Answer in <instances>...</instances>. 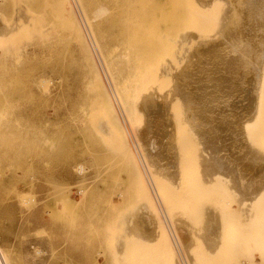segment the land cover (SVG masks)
<instances>
[{"label": "rangeland", "instance_id": "rangeland-1", "mask_svg": "<svg viewBox=\"0 0 264 264\" xmlns=\"http://www.w3.org/2000/svg\"><path fill=\"white\" fill-rule=\"evenodd\" d=\"M64 1L0 0L7 263L169 264L170 249L177 264H264V1ZM239 44L259 49L244 57ZM204 81L218 84L213 98L205 93L218 113L209 125L199 112ZM108 90L122 97H113L116 121L105 111Z\"/></svg>", "mask_w": 264, "mask_h": 264}, {"label": "bare ground", "instance_id": "bare-ground-1", "mask_svg": "<svg viewBox=\"0 0 264 264\" xmlns=\"http://www.w3.org/2000/svg\"><path fill=\"white\" fill-rule=\"evenodd\" d=\"M263 1H264V0H263ZM263 1H262V2H263ZM260 3H261V2H260ZM60 4H61V2H60ZM74 4H75V3H74ZM251 4H252V3H251ZM254 4H255V3H254ZM254 4H252V5H254ZM64 6H65L66 8L69 6V3H68L67 0L64 1ZM104 8H105V7H104ZM104 8L102 9V7H100L99 10H98V8H97V15H98L99 17L102 16V15H105V14H106V13H105L106 10H105ZM73 11H74V10H73ZM74 12H75V11H74ZM95 12H96V11H95ZM253 13H254V14H255V13L257 14L258 12L255 11V12H253ZM78 14H79V13H78ZM95 14H96V13H95ZM94 16H95V15H94ZM98 16H97V18H99ZM257 16H258V14H257ZM79 17H80V16H79ZM102 17H103V16H102ZM249 17H250L251 19H253L254 17L256 18V16H254V15H253V17H252V15L249 16ZM249 17H248V18H249ZM64 18H65V17H64ZM97 18H96V19H97ZM248 18L246 19L247 21H249ZM250 18H249V19H250ZM255 18H254V19H255ZM260 18H261V16H260ZM76 19H78V18H76ZM80 19H81V18H80ZM251 19H250L249 22L252 21ZM254 19H253V20H254ZM256 19H257V18H256ZM258 19H259V18H258ZM263 19H264V17H263ZM254 21H255V20H254ZM258 21H259V20H258ZM81 22H82V21H81ZM249 22H248V23H249ZM87 23H88V22H87ZM87 23H86V24H87ZM78 24H79V22H78ZM88 24H89V23H88ZM79 25H80V24H79ZM84 26H85V25H84ZM250 26H251V25H250ZM255 26H256V25H255ZM89 27H90V24H89ZM80 28H81V27H80ZM226 29L228 30V29H230V28H226ZM80 30H81V29H80ZM228 31H229V32H228V35H230V33L233 32L232 30H231V31L228 30ZM81 32H82V31H81ZM226 32H227V31H226ZM232 34H233V33H232ZM256 35H257V34H256ZM234 36H236V35L234 34ZM92 40H93V39H92ZM213 43H215V42H213ZM91 44H92V43H91ZM211 44H212V43H211ZM258 44H259V43H258ZM260 45H261V46H260V48H261V47H262V43H261ZM263 46H264V44H263ZM258 49H259V48H258V47L256 48V46H255V47H252V45H249V47H244V48H243V47L240 48V44L237 46V52H238V55H240V56H244V57H245L246 55H247V57H248V55H251L252 53H256V52L258 51ZM263 49H264V47H263ZM261 50H262V48H261ZM234 53H235V51H234ZM258 54H259V52H258ZM236 56H237V55H236ZM235 58H236V57H235ZM239 58H241V57H239ZM249 59L251 60V58H249ZM211 60H212V59H211ZM233 60H234V58H233ZM242 60H244V58H242ZM250 60H249V61H250ZM255 60H256V59H255ZM236 61H237V58H236ZM261 61H262V60H261ZM98 62H99V61H98ZM237 62H238V61H237ZM242 62H243V61H242ZM242 62H238V63H241V64H242ZM99 63H100V62H99ZM217 63H218V62H217ZM234 63H235V62H234ZM204 64H205V63H204ZM215 64H216V63H215ZM229 64H230V63H229ZM235 64H236V63H235ZM250 64H251V63H250ZM95 65H96V64H95ZM208 65H209V64H208ZM237 65H238V64H237ZM239 65H240V64H239ZM239 65H238V66H239ZM243 65H244V64H243ZM248 65H249V64H248ZM217 66H218L217 68L219 69V68H220V67H219L220 65H217ZM225 66H226V64H225ZM232 66H233V65H232ZM238 66H236V69H239L242 65H240V67L237 68ZM206 67H207V66H206ZM212 67H213V65H212ZM215 67H216V66L214 65V68H215ZM233 67H234V66H233ZM248 67L250 68V66H248ZM253 67H254V65L252 66V68H253ZM217 68H216V69H217ZM234 68H235V67H234ZM218 69H217V70H218ZM224 69H225V67H223V70H224ZM226 69H227V68H226ZM231 69H232V68L229 67V70H231ZM242 69H243V68L241 67V70H242ZM250 69H251V68H250ZM256 69H257V67H256ZM256 69H255V70H256ZM98 70H99V69H98ZM227 70H228V69H227ZM229 70H228V72H230ZM102 71H103V70H102ZM214 71H215V69H214ZM231 71H232V70H231ZM242 71H243V70H242ZM218 72H219V71H218ZM223 72H224V71H222V73H223ZM232 72H233V71H232ZM234 72H236V71L234 70ZM238 72H241V71H238ZM252 72H254V71H252ZM252 72H250V73H252ZM100 73H101V72L99 71V73L97 72V74H96V80H97L98 82H102V80H101L102 77L100 78V75H101ZM213 73H214V72H213ZM215 73L217 74V72H215ZM236 73H237V72H236ZM250 73H249V75H250ZM204 74L206 75V76H205V78H206L207 76H209V75H207V74H212V73L207 72V74H206V73H204ZM216 74H214V75H216ZM218 74H219V73H218ZM223 74L225 75V73H223ZM237 74H239V73H237ZM242 74H244V73L241 72V74H239L238 77H239L240 75H242ZM219 75H220V74H219ZM227 75H228V74H227ZM234 75L236 76V74H234ZM234 75H233V76H234ZM249 75H248V76H249ZM103 76H104V75H103ZM149 76H150V75H149ZM195 76H196V75H195ZM221 76H222V75H221ZM257 76H258V75H257ZM257 76H256V77H257ZM190 77H191V76H190ZM210 77H211V76H210ZM212 77H213V74H212ZM214 77H215V76H214ZM223 77H224V76H223ZM223 77H221V79H223ZM225 77H228V76H225ZM225 77H224V78H225ZM229 77H230V76H229ZM229 77H228L227 79H230V80H229V81L227 80V83H224V84H226V88H230L231 86H232V88H236L237 86H235L236 84H235L234 77H233V78H232V77L229 78ZM254 77H255V76H253V78H254ZM149 78H150V77H149ZM196 78H198V77H196ZM205 78H204V79H205ZM208 78H209V77H208ZM208 78H206V80H208ZM231 78H232V79H231ZM147 79H148V78H147ZM152 79H155V78H152ZM194 79H195V78H194ZM211 79H212V78H211ZM217 79H218V78H217ZM235 79H238V78L235 77ZM256 79H257V78H256ZM215 80H216V79H215ZM219 80H220V78H219ZM224 80H225V79H224ZM241 80H242V79H241ZM145 81H146V80H145ZM208 81H211V80H208ZM212 81H213V80H212ZM222 81H223V80H222ZM222 81L220 80V81L218 82V84L221 82V83L219 84V85H221V84H222ZM225 81H226V80H225ZM238 81L240 82V79L237 80V82H238ZM242 81H243V80H242ZM150 82H151V80H150ZM153 82H154V84L156 85V83H155V82H156V79L153 80ZM153 82H152V83H153ZM213 82L215 83V81H213ZM102 83H103V82H102ZM194 83H196V82L194 81ZM199 83H201V82H199ZM199 83H198V84H199ZM208 83L210 84V83H212V82L204 81V85L202 84L203 87H200V88H202V89H206V92H205V91H204V92L201 91V100H202L201 102H202V105L199 107V109H200L199 112H200V113L203 112V111H201V109H204V111H205V114H204V118H205V120H206V118H207L208 116H209V118L212 117L211 115L213 114V113H211V115L209 114V113H210V112H209L210 109H212V108H210V106L212 107V106H213V105H212L213 103L211 102V105L208 106V105H209V102H210L211 99H208V98H207L208 96H207L206 94H207L208 91L210 90L209 92H210V94H211V93L213 94V95L211 94V96H212V98H213V96H214V92L218 91V89L216 90V88L214 87L215 85H216V87L218 86L217 83H216L215 85H213V86L209 85ZM240 83H241V82H240ZM149 84H150V83H149ZM189 84H190V83H189ZM145 85H146V84H145ZM195 85H196V84H195ZM195 85H194V86H195ZM208 85H209L210 88L208 87ZM261 85H262V84H261ZM148 86H149V85H148ZM153 86H154V85H153ZM221 86H222V85H221ZM145 87H146V86H144V88H145ZM150 87L152 88V85H151ZM207 87H208V88H207ZM213 87L215 88L214 90H216V91H214V92L212 91V90H213V89H212ZM109 88H110V87H109ZM144 88H143V89H144ZM148 88H149V87H148ZM196 88H197V87H196ZM218 88H220V86H219ZM221 88H223V86H222ZM104 89H105V88H104ZM106 89H107V88H106ZM152 89H153V88H152ZM179 89L182 91V92H181V94H182V93H183V89L178 88V90H179ZM207 89H208V90H207ZM211 89H212V90H211ZM149 90H150V91H148V92H151V91H152L151 89H149ZM180 90H179L178 92H180ZM146 91H147V90H146ZM211 91H212V92H211ZM107 92H108V94H107L106 101H105V104H106V110H105V111H106L107 117H108L109 119H111V120H115V121H116V120H118V117H117V115H116V109H115V107L112 105V101H113V97H114V96L117 97V100L114 98L116 101H118V99L121 100L122 97H121V94L119 93L118 90H117V92L114 90V94H113L110 90H108ZM148 92H147V93H148ZM205 93H206V94H205ZM217 93H219V92H217ZM217 93H216V94H217ZM112 94H113V96H112ZM148 94H149V93H148ZM210 94H209V95H210ZM145 95L147 96L146 92H145ZM145 95H144V96H145ZM153 95H154V94H153ZM184 95H185V94H184ZM204 96H206V99H205V100H203V99H204V98H203ZM217 96H218V95H217ZM184 97H185V96H184ZM209 97H210V96H209ZM138 98H139V97H138ZM143 98H144V97H143ZM148 98H149V97H147V99H144L143 103H145L144 105H146L145 108H149L148 110H150L151 108H153V106H152V105H153V104H152V103H153V100H152L151 98H149V99H148ZM215 98H216V97H214V99H215ZM139 99H140V98H139ZM186 99H187V98H186ZM190 99L194 101V99H193L191 96H190ZM214 99H213V101H215ZM216 99H219V98H216ZM115 100H114V101H115ZM141 101H142V99H141ZM141 101H139V102H141ZM216 102H217V100H216ZM216 102H214V103L216 104ZM121 103H122V102H121ZM135 104H136V103H135ZM215 104H214V106H215ZM117 105H118V104H117ZM117 105H116V106H117ZM120 105H121V104H120ZM191 105H192V104H191ZM194 105L196 106V104H194ZM136 106H137V105H136ZM159 106H160V105H159ZM197 106H198V104H197ZM140 107H141V106H140ZM156 107H157V106H156ZM156 107H155V108H156ZM202 107H203V108H202ZM208 107H209V110H208ZM116 108H117V107H116ZM191 108H192V106H191ZM135 110H136V109H135ZM213 110H214V109H213ZM119 111H120V109H119ZM215 111H216V110H215ZM138 112H139V110H138ZM147 112H148V111H147ZM147 112H146V113H147ZM151 112H152V111H151ZM151 112H150V113H151ZM211 112H212V111H211ZM97 113H98V112H97ZM200 113H199V114H200ZM142 114H143V113H142ZM194 114H195V113H194ZM194 114H193V115H194ZM199 114H198V115H199ZM202 114H203V113H202ZM217 114H218V113H216V115H215V113H214L213 116H215V117H212V118H216V116H218ZM138 115H139V113H138ZM196 115H197V114H196ZM196 115H195V116H196ZM104 116H105V115H104ZM140 117H141V116H140ZM100 118H101V117H100ZM209 118H208V119H209ZM212 118H211V119H212ZM138 119H139V118H138ZM142 119H143V117H142ZM208 119L206 120V121H207V124H208ZM211 119H210V120H211ZM216 119H217V118H216ZM107 120H108V119H107ZM103 121H104V120H103ZM152 121H153V120H152ZM152 121H151V122H152ZM111 122H112V121H111ZM148 122H149V121H148ZM113 124H114V123H113ZM115 124H116V123H115ZM115 124H114V125H115ZM150 124H151V126H152V123H150ZM150 124H149V125H150ZM205 124H206V123H205ZM207 124H206V125H207ZM114 125H113V126H114ZM140 125H141V123H140ZM208 125H209V124H208ZM208 125H207V127L209 128ZM210 126H211V124H210ZM158 127H159V126H158ZM158 127H155L154 130L156 131V129H157ZM113 128H117V126H115V127H113ZM126 128H127V127H126ZM151 128H152V127H150V129H151ZM161 128H162V127H161ZM212 128H213V127H212ZM144 129H145V127H144ZM146 129H147V128H146ZM163 129H164V128H163ZM163 129H161V130H163ZM213 129H214V128H213ZM215 129H217V128H215ZM97 130H98V129H97ZM159 130H160V129H157V131H159ZM161 130H160L159 132H161ZM208 130H211V129H208ZM113 131H114V130H113ZM127 131H129V130L127 129ZM212 131H214V130H212ZM135 132H136V131H135ZM142 132H143V131H142ZM148 132H149V131H148ZM150 132H151V131H150ZM209 132H211V131H209ZM214 132H217V131H214ZM119 133H120V131H119ZM136 133H137V132H136ZM138 133H139V132H138ZM145 133H146V132H145ZM155 133H156V132H155ZM125 134H126V133H125ZM149 134H151V133H149ZM207 134H208V133H207ZM211 134H213V133H211ZM120 135H121V134H120ZM136 135H137V134H136ZM136 135H135V136H136ZM140 135H141V134H140ZM154 135H155V134H154ZM159 135H160V134H159ZM209 135H210V134H209ZM147 136L149 137V135H147ZM151 136H152V135H151ZM156 136H157V135H155V137H156ZM126 137H127V136H126ZM148 137H147V138H148ZM155 137H154V138H155ZM158 137H159V136H158ZM120 138H123V139H121V140H122V142H124V137H123V135H121ZM138 138H139V136L137 137V140H140V139H142V136H141L140 139H138ZM118 140H119V139H118ZM142 141H143V140H142ZM144 141H145V140H144ZM144 141H143V142H144ZM147 141H148V146H149V144H151V143H149V140H147ZM140 142H141V141H140ZM143 142H142V144H144ZM154 142H155V141H154ZM154 142L151 144V146L154 144ZM215 142H216V141H215ZM124 143H125V142H124ZM129 143H130V142H129ZM145 143H146V142H145ZM136 144H137V143H136ZM142 144H141V145H142ZM144 145H145V144H144ZM130 146H131V145H130ZM145 146H146V145H145ZM145 146H142V147H144L143 149H145ZM148 146H146V147H148ZM127 148L129 149V147H127ZM127 148H126V149H127ZM149 148H150V146H149ZM153 148H154V147L152 146V151H153ZM134 149H135V148H134ZM147 149H148V148H146V150H147ZM132 150H133V149H132ZM146 150H143V151H146ZM129 151H130V150H128V152H129ZM136 151H137V149H136ZM129 153H130V152H129ZM136 153H137V152H136ZM144 153H145V152H144ZM146 153L148 154L147 151H146ZM149 153H150V152H149ZM133 154H134V153H133ZM137 154H138V153H137ZM134 155H136V154H134ZM148 156H149V154H148ZM134 157H135V156H134ZM148 158H149V157H148ZM151 158H153V157H151ZM134 159H136V158H134ZM138 159H139V158H137L136 160H138ZM132 160H133V159H132ZM140 160H141V159H140ZM140 160H139V161H140ZM133 161H134V160H133ZM152 161H153V160H152ZM155 161H156V160H155ZM134 162H135V161H134ZM140 162H141V161H140ZM153 162H154V161H153ZM137 163H139V162H137ZM151 163H152V162H151ZM140 164H142V163H140ZM152 165H154V164H152ZM140 166H142V165H140ZM207 166H208V165H207ZM209 168H210V169H211V168H214V166L212 165V163H211V165H210ZM141 169H143V168L141 167L140 170H141ZM154 169H155V168H154ZM156 169H157V168H156ZM160 170H161V169H160ZM162 170H163V169H162ZM79 171H80V170H79ZM143 171H144V170H143ZM160 172H161V171H160ZM160 172H159V173H160ZM166 172H167V171H166ZM166 172H165V173H166ZM207 172H208V170H207ZM143 173L145 174V172H143ZM163 173H164V172H162V174H163ZM141 174H142V172H141ZM166 175H167V174H166ZM145 176H146V175H145ZM168 176H169V175H168ZM139 177H140V176H139ZM142 177H143V176H142ZM142 177H140V178H142ZM143 179H144V178H143ZM146 179H147V176H146ZM139 180H141V179H139ZM147 180H148V179H147ZM139 182H140V183H139V185H140V184H141V181H139ZM155 182H156V180H155ZM155 182H154V183H155ZM156 183H157V182H156ZM142 184H143V183H142ZM144 184H145V182H144ZM144 184H143V185H144ZM143 185H141V190H142V186H143ZM148 185H149V184H148ZM145 186L147 187V185H145ZM155 186H156V185H155ZM146 187H145V188H146ZM149 188H150V187H149ZM157 188H158V187H157ZM157 188H155V192H156V189H157ZM139 189H140V188H139ZM147 189H148V188H147ZM159 189L162 190V188H160V186H159ZM159 189H157V191H158ZM151 190H152V189H150V191H151ZM143 191H144V195H145V196H144V195H141V196H143V200H144V201H147V199H149V196L146 195L147 193L145 194V192H146V191H149V189L145 191V189L143 188ZM158 192H159V191H158ZM163 192H164V191H163ZM152 193H154V192L152 191ZM142 194H143V193H142ZM156 194H157V192H156ZM159 194H160V193H159ZM159 194H157L158 199H159ZM152 195H153V194H152ZM147 196H148V197H147ZM153 196L155 197V195H153ZM153 196H152V197H153ZM144 197H145V198H144ZM146 197H147V198H146ZM161 198H162V197H161ZM161 198L159 199L160 202H161ZM163 199H165V198H163ZM143 200H142V201H143ZM151 200H152V199H151ZM155 200H156V198H155ZM155 200H154V201H155ZM144 201H143V202H144ZM152 201H153V200H152ZM164 201H165V200H164ZM147 202L149 203V201H147ZM156 202H157V200H156ZM148 203H146V204H148ZM157 203H158V202H157ZM161 203H162V202H161ZM166 203H167V202H166ZM149 204H150V203H149ZM150 205H152V204H150ZM156 205H157V204H156ZM162 205H164V208H165V203H164V204L162 203ZM168 205H169V203H168ZM147 206L149 207V205H147ZM147 206H146V208H147ZM157 207H158V211L154 212L155 214H152V215L156 216V218H155V219H157L156 222L159 221L158 219H160L161 217L163 218L162 213H161V210H160V209H161L160 206L157 205ZM151 208H153V207H151ZM164 208H163V209H164ZM167 208H168V206H167ZM144 209H145V208H144ZM147 209H148V208H147ZM155 209H156V208H155ZM149 210H150V209H149ZM151 210H152V209H151ZM151 210H150V211H151ZM165 210H168V209H165ZM150 211H148V212H150ZM152 211H153V210H152ZM149 214H151V213H148V215H149ZM149 216H150V215H149ZM160 216H161V217H160ZM150 217H151V216H150ZM152 217H153V216H152ZM152 217H151V218H152ZM147 218H148V217H147ZM153 219H154V217H153ZM148 220H149L148 222H150V219H148ZM161 220H162V219H161ZM146 221H147V219H146ZM163 221H164V220H163ZM154 222H155V220L153 221V225L156 227V224H155ZM164 222H165V221H164ZM150 223H151V222H150ZM150 223H148V224H150ZM157 223H158L157 227H158V228L160 227V229L158 230L157 227H156L157 229H154L155 227H154L153 229L156 230V231H157V230L160 231V233H159L158 235H159V236H162L161 233H162V232L165 233V232H166V229L164 228V229H165V232H164V229H163L164 226H162L159 222H157ZM159 224H160V225H159ZM162 224H163V223H162ZM165 225H166V223H165ZM149 226H151V225H149ZM149 226H148V227H149ZM146 227H147V226H146ZM154 230H153V231H154ZM213 232H215V231H213ZM166 233H167V232H166ZM168 233H169V232H168ZM153 234L157 235V233H153ZM224 234H225V233L223 232V235H224ZM158 235H157V236H158ZM163 235L165 236V234H163ZM167 235H168V234H167ZM180 235H181V233L179 234V239H180ZM153 236H154V235H153ZM157 236H155L154 238L159 240V238H156ZM159 236H158V237H159ZM164 236H163V238H162L163 240L165 239L163 242H162L161 238H160V242L157 241V240H154V239H153L155 242H156V241L158 242V243L155 244V247H156V245H159V243H161V242H162L161 245L163 244V246H164V242H165V241L167 242V240H166V237H167V236H165V237H164ZM185 236H186V235H185ZM185 236H184V237H185ZM125 237H126V236H125ZM129 237H130V236H129ZM135 238H136V237H135ZM181 238H183V235H182ZM222 238H223V236H222ZM225 238H226V237H225ZM139 239H140V238H139ZM143 239H145V238H143ZM184 239H187V236H186V238H184ZM131 240H132V239H131ZM140 240H142V239H140ZM151 240H152V239H150V240H149L150 242H149V241H148V242L151 243V242L153 241V240H152V241H151ZM172 240H173V239H172ZM172 240H171V241H172ZM180 240H182V239H180ZM187 240H188V239H187ZM187 240H186V241H187ZM135 241H136V240H135ZM154 241H153V245H154V243H155ZM186 241H183V240H182L181 242L183 243V242H186ZM166 242H165V248H167ZM187 242H188V241H187ZM133 243H135L134 240H133ZM133 243L131 242L130 244H133ZM137 243H138V241H137ZM144 243H145V242H144ZM226 243H227V242H226ZM130 244H129V247H128V248H130ZM135 244H136V243H135ZM167 244H168V243H167ZM174 244H176V243L174 242V243L172 244V242H171V245H172V246H173ZM227 244H229V243H227ZM138 245H139V244H138ZM146 245H147V244H146ZM161 245H160V246H161ZM168 245H169V244H168ZM160 246H159V247H160ZM175 246H176V245H175ZM136 247H137V246H136ZM141 247H143V245H141ZM148 247H150V245H149ZM169 247H170V245L168 246V248H169ZM161 248H164V247H161ZM161 248H160V249H161ZM168 248H167V249H168ZM155 249H156V248H155ZM157 249H158V246H157ZM172 249H173V248H172ZM222 249H223V248H222ZM126 250H127V249H126ZM128 250H129V249H128ZM147 250H148V248H147ZM161 250H163V249H161ZM167 251L169 252L170 257H173V259H174V255H172L173 252H172L170 249L167 250ZM167 251H166V253H167V255H168V252H167ZM170 251H171V252H170ZM144 252H145V251H144ZM156 252H157V251H156ZM177 252H178V251H177ZM128 254H129V253H128ZM3 255H4V254H2V249H1V250H0V264H8V263H7V259H6V257L3 256ZM171 255H172V256H171ZM222 255H223V254H222ZM175 256H176V255H175ZM217 256H218V255H217ZM220 256H221V255H220ZM126 257H127V255H126ZM167 257H168V256H167ZM170 257H169V264H177L176 261L179 262V260H177L176 258H175L176 261L174 260V262H172L173 259L170 258ZM217 258H218V257H217ZM221 258H222V257H221ZM126 259H127V258H126ZM128 259H129V258H128ZM171 259H172V260H171ZM218 261H219V260H218ZM170 262H171V263H170ZM129 264H130V262H129ZM209 264H211V263H209ZM214 264H215V262H214Z\"/></svg>", "mask_w": 264, "mask_h": 264}]
</instances>
